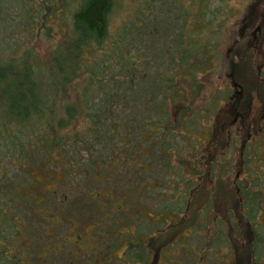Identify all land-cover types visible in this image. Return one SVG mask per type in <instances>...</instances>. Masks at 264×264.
Segmentation results:
<instances>
[{
    "label": "trees",
    "instance_id": "obj_1",
    "mask_svg": "<svg viewBox=\"0 0 264 264\" xmlns=\"http://www.w3.org/2000/svg\"><path fill=\"white\" fill-rule=\"evenodd\" d=\"M162 1L40 0L38 7L23 1L26 24L50 45L52 58L45 61V72L29 61L28 55L37 54L31 46L12 52L13 46L23 48V37L0 47V264H95L90 262L93 246L73 256L53 251L50 235L35 227L40 216L17 194L22 170L14 161L36 165L39 149L51 150L53 162H65L74 169L73 181L84 185L88 178L74 180L80 165L68 157L90 152L99 142L110 145V151L103 161L89 159L91 171L93 161L106 162L131 145L141 147L149 170L134 169L143 174L136 183L125 177L113 180L126 170L114 175L111 182L121 192L112 206L96 205L95 213L83 209L93 203L92 194L83 197L80 210L64 193L56 197L61 183L72 181L59 166L64 180L42 203L72 219V236L98 231L101 211L120 215L115 222L120 236L104 230L96 235L115 254L101 264H123L125 258L130 264H158L163 247L176 251L170 262L184 264L180 255L199 262L203 251L222 246L234 248L236 264H264V227L256 225V218L264 216V0H255L260 2L256 21L248 20L249 2L243 10L247 20L233 24L227 34L234 14L226 0H201L199 7L172 0V13ZM56 35L61 42L53 40ZM225 47L232 83L205 95L199 78ZM146 50L163 60L162 70L140 60ZM255 53L261 60H254ZM46 78L54 83H42ZM130 100L137 109L125 113L120 123L113 121L115 108L125 109ZM118 127L119 136L113 131ZM189 130L199 131V142L195 136L185 139ZM115 136L119 143L111 145ZM152 164L168 176L156 177ZM126 185L141 187L152 218L136 220ZM219 205L224 218L216 214ZM14 220L31 225L20 250L12 245Z\"/></svg>",
    "mask_w": 264,
    "mask_h": 264
},
{
    "label": "rangeland",
    "instance_id": "obj_2",
    "mask_svg": "<svg viewBox=\"0 0 264 264\" xmlns=\"http://www.w3.org/2000/svg\"><path fill=\"white\" fill-rule=\"evenodd\" d=\"M26 2V0H23ZM22 0H0V28H1V35H0V47H6L7 45H10L11 43L17 42L18 39L22 38V44L24 45L23 48H20V46L16 47L13 46V51H15L17 54L19 51L25 48H28V45L33 48L35 53H31V55H28V59L30 62L36 63L40 66L42 71H49V68L45 61L50 63L52 58V50L50 45L46 44L41 38H40V32L36 28H31L29 25L26 24L25 21V14L23 8H26ZM127 3L128 0H125ZM168 2H165L164 0L161 3L162 5H167V11L173 12L174 11V3L179 5H188V4H194L195 6L199 7V4L201 3V0H167ZM229 6L232 8V12L234 14L233 17H229L228 21V28L225 30L226 34L228 31H230V27L233 24H240L241 22H244L247 20V18L244 17V8L245 6L250 2L251 12L248 17V20L250 22L256 21L257 17V10L260 6V2H253V0H226ZM40 0H32V6L38 7ZM172 2V3H171ZM59 1L57 2V4ZM124 3V4H125ZM27 4V3H26ZM248 6V7H249ZM120 13V12H119ZM119 13H116L115 19H119ZM4 17V19H3ZM174 18V17H173ZM175 19V18H174ZM173 21V20H172ZM28 33L30 37L27 38V34L22 32ZM232 33V32H231ZM61 37L56 35L53 37V40L57 43L61 42ZM16 44V43H15ZM16 47V48H15ZM152 49V48H151ZM228 47L222 49V56L217 59L212 67L210 68L209 72L204 75V77H200L202 75H198V78L202 83H204V94H209L213 89L220 88L222 86H228L232 83V78L230 76L231 71V63L229 59V51L227 50ZM146 57L140 58L141 61H144L145 59L147 62H149V65L155 69H160L163 60L161 58H157L156 54L151 52V50H146ZM259 59L261 60V56L257 55L255 53L254 60ZM253 60V61H254ZM84 62H88V60L84 59ZM161 68L160 70H162ZM42 83H54L53 80L45 79L42 81ZM203 94V95H204ZM202 95V97H203ZM204 98V97H203ZM198 104V103H197ZM258 103L255 101V106H257ZM136 110L137 108L133 104V101H129L127 105H125V109L115 108L116 111H114V114L112 115L113 121H116L117 123H120L122 117L126 116L129 113L131 109ZM127 109V111H126ZM139 109V107H138ZM139 111V110H138ZM120 120V121H119ZM114 133L119 136L120 134V128H114ZM90 136V135H89ZM193 136L196 137L194 140L195 143L199 142V131L196 130H189L185 133V139H193ZM194 137V138H195ZM178 141L180 142V137H177ZM111 145H115L119 143V140L115 137H111L109 140ZM44 143L42 140H39V145ZM108 143V142H107ZM68 146V145H67ZM182 147L186 148L185 141L182 143ZM42 150V151H41ZM45 149L40 148V153L37 154V162L36 165L29 162L28 160L24 159H18L15 158V163L17 166L22 170L19 179L22 181V183H19L22 185V187L17 191V194L19 197L23 199V202L26 206H30L32 210L36 214L40 216V223H35V227H38L40 232L43 235H50V241L53 243V251L57 252H71V256L75 255L76 250L81 249L83 246H93V252L90 256V262L95 264H101L104 260L108 259L111 260L113 257H115L114 250L105 248L103 245H101L98 240H96V235L100 234L102 230L105 231L106 234H111L114 236H120L119 233H122V229L118 228L117 225H115V222L119 224L118 216H120L118 213L113 212L111 210L109 211H101L100 214L101 221L99 222L101 226H99L95 232H91L90 234H85L82 237L73 234L76 225H74L71 218L64 217L60 212H56L54 209H50V207L44 203H42V200L44 196H46L49 191L52 190V188H58L59 187V181L64 180L63 172L60 167H63L65 171H68V177L71 178L70 184L61 183V186L59 187V191H57V196L59 195H65V198H71L72 204L75 209H79V205L81 201L83 200V197H91L92 204H85L83 207L84 210H87L90 212H98V207L96 205H101L103 203H107L110 206H112L113 200L115 199V196L118 195L121 191V188L113 186L112 184V177L116 175L119 172H123V176L121 178L114 177L113 180L116 182H120L123 177L126 178V180L138 182L143 177L142 173L135 172L134 169L138 171H142L143 173H146V171L149 170V164L146 162V160L143 157V153L140 146L137 145H131L126 150L116 154L113 158L110 157L108 161L106 162H98L93 161L95 167L91 171V167L89 165V159H99L100 161H103L110 151V145L106 146L104 142L97 143L93 147L90 148V152L82 151L80 150L78 154H72V157H68L71 161H76L79 163L80 168L76 172L77 175L74 178V180H82L83 175H86V183L82 185L81 183H77L73 181V170L71 169L65 162L62 160L57 161L54 163L51 150L46 154L47 152L43 151ZM152 155V154H151ZM150 155V156H151ZM160 159V157L158 156ZM175 159V156H174ZM161 161V159H160ZM51 163V164H50ZM11 167L10 169V175L12 176L13 172L15 171L14 165H9ZM60 166V167H59ZM50 167V168H49ZM129 168H131L129 170ZM128 169V170H127ZM91 171V173H90ZM152 171L156 175V177H161L163 174L165 176H168L167 173H164V170L162 167L155 166L152 164ZM72 172V173H71ZM90 173V174H89ZM88 174V175H87ZM230 177V176H229ZM228 178V177H227ZM152 181L150 178L147 177L145 180V184L150 185ZM125 192L128 194V204L136 214V220L140 219H150L153 216V210L150 207H147L142 202V189L141 187H132L131 185L125 186ZM13 190V189H11ZM16 191L10 192L11 194H15ZM21 195V196H20ZM96 197V198H95ZM102 206V205H101ZM104 207V206H102ZM216 214L219 215L220 218H224V208L222 206H218L215 209ZM91 215V214H90ZM256 225L262 224L264 227V216H258L256 218ZM235 220V219H234ZM75 221V220H74ZM234 222V221H233ZM15 223V230L13 232L12 239V245L17 246V250L22 249V246L24 245L23 237L26 235V231L28 228H31V225H28L27 227L21 226L20 224ZM86 229H89V225L87 224ZM262 231L264 228L261 229ZM245 233V232H244ZM235 236L240 237V232L238 233L235 231ZM261 234V232H260ZM260 243L256 246V248L260 247ZM171 250V251H170ZM234 248L230 249V246H222L217 247L213 250H211L210 253H207L206 251H203L205 256L201 260V257L199 256V262H194L193 259L187 258L183 255H180V258L183 259L184 264H236V255L234 253ZM176 255V251H174L171 247H163L159 251V258H158V264H176L173 262H170L172 259H174V256ZM131 260L130 258H125L123 264H130Z\"/></svg>",
    "mask_w": 264,
    "mask_h": 264
}]
</instances>
